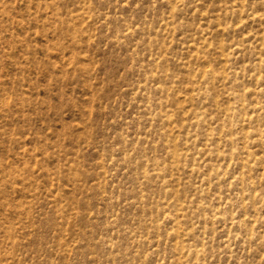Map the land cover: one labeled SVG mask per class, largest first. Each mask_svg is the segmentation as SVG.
Returning a JSON list of instances; mask_svg holds the SVG:
<instances>
[{
    "label": "rangeland",
    "instance_id": "1",
    "mask_svg": "<svg viewBox=\"0 0 264 264\" xmlns=\"http://www.w3.org/2000/svg\"><path fill=\"white\" fill-rule=\"evenodd\" d=\"M0 264H264V0H0Z\"/></svg>",
    "mask_w": 264,
    "mask_h": 264
}]
</instances>
